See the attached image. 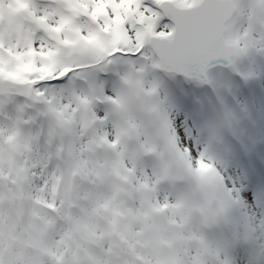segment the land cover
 <instances>
[{"label": "snow or ice", "instance_id": "1", "mask_svg": "<svg viewBox=\"0 0 264 264\" xmlns=\"http://www.w3.org/2000/svg\"><path fill=\"white\" fill-rule=\"evenodd\" d=\"M264 0H0V264H264Z\"/></svg>", "mask_w": 264, "mask_h": 264}, {"label": "rangeland", "instance_id": "2", "mask_svg": "<svg viewBox=\"0 0 264 264\" xmlns=\"http://www.w3.org/2000/svg\"><path fill=\"white\" fill-rule=\"evenodd\" d=\"M243 190L245 192L251 191L254 200H260L264 198V186L257 185L255 188H249L248 183L245 182Z\"/></svg>", "mask_w": 264, "mask_h": 264}]
</instances>
